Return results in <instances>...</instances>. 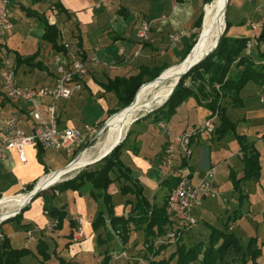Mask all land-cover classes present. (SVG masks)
Instances as JSON below:
<instances>
[{"label":"crops","instance_id":"obj_1","mask_svg":"<svg viewBox=\"0 0 264 264\" xmlns=\"http://www.w3.org/2000/svg\"><path fill=\"white\" fill-rule=\"evenodd\" d=\"M199 10V0H184L181 3L173 0H10L9 22L12 27L9 30L0 27V56L6 51L8 57L13 60L16 56L22 60L18 65L15 63V75L18 82L24 86L52 85L57 63L71 60L73 57L93 58L94 61L87 65V73L81 80L82 89L58 103L57 123L60 128H82L84 125L94 127L105 121L111 111L119 107L114 93L106 89L110 80L135 75L140 66H157L163 68L162 73L172 64H179L183 60L181 57L191 34L195 31L193 25L200 15ZM41 18H47L55 23L59 31L58 45L68 44L64 51L56 50L51 42L43 39ZM143 22L149 23V30L147 39L140 41L138 31ZM189 30H192V33L188 34ZM179 33L185 34L178 40L171 38L172 35ZM161 57L163 60L159 62ZM190 100L195 102L192 98L187 99L177 108L176 113L181 112L183 105ZM48 101L47 97L41 98L40 108H43ZM91 104L94 105L92 109ZM31 106L29 101L7 99L0 85V119L14 115L18 119V128L24 133H29L32 129L29 117ZM144 121L154 122L151 118L140 122ZM164 122L169 125L170 120ZM180 126L178 133L186 131L189 127L186 120L180 121ZM167 142V135L156 141L153 139L151 147L155 150L152 157L141 154L137 148H135L136 155L132 154L131 159H126L124 154L121 155V161L138 180L144 196L151 204L155 203L150 187H160L164 180L156 166ZM125 145L128 147V144ZM199 145H203L200 136L192 144L193 153L194 146ZM70 149H62L65 150V154L59 155L56 150H49L53 152L49 154L48 150L42 149L39 145L27 146L25 147L27 162L22 163L17 151L3 147L0 138V197L22 193L26 191L27 186L39 181L46 173L63 168L71 160ZM197 152L198 158L191 166V170L203 175L209 166L216 167V164L206 157L203 149ZM237 166L232 165V168L229 166V176L232 170L238 171L240 176L243 165L237 164ZM195 180L197 181V177L193 178L194 182ZM118 183L121 185L122 180L109 185L110 195L117 192ZM63 192L67 194L69 200L61 206H53L65 212L67 208L70 211V214L67 212L68 216L63 220L62 227L55 230V234H51L49 238L40 235L37 229L51 219L49 215H42V211L37 212L39 218L33 226L39 234L37 239L46 241L50 250H55L58 254L60 253L57 251L58 242H63L64 239L68 241L66 236L71 231L69 220H74L76 223L75 217L80 216L84 223L81 228L82 239L68 246V251L73 254L70 264H79L75 258L83 259L86 253L95 251L96 233L92 229L91 222L98 207L92 209L93 200L87 186L83 187L80 193L72 190ZM60 193L62 192L55 191L51 195L59 197ZM124 197L125 202H133L132 195L126 194ZM209 199L195 209L196 219L206 208ZM125 205L127 209L121 213L117 211L116 215L126 216L131 205L126 203ZM2 231L7 237L13 233L9 224L2 226ZM140 232L131 228L124 246H131L132 237ZM194 234L193 228L191 237Z\"/></svg>","mask_w":264,"mask_h":264},{"label":"rangeland","instance_id":"obj_2","mask_svg":"<svg viewBox=\"0 0 264 264\" xmlns=\"http://www.w3.org/2000/svg\"><path fill=\"white\" fill-rule=\"evenodd\" d=\"M209 3H207L206 5H202L201 1L199 0V11H201L203 15L204 9ZM226 21L229 23V27L226 32V35L228 37L234 38L241 36H253V39L250 40L252 45L259 46L260 52L264 51V44L259 43L260 41L258 39L260 31L264 26V0H229L225 18L223 19V26L225 24V29ZM252 22L258 25V29H252ZM201 28L202 22L200 31ZM187 33H192V30L187 31ZM216 39L214 40L213 44L204 51V53L214 45ZM256 50L257 49L255 48V52ZM208 56H206L205 58H207ZM256 57L257 54H253L254 60H256ZM162 60L163 57L160 58L159 62H161ZM257 64L264 65V58H261L260 61L257 62ZM172 65H178V63H174ZM236 70L237 68L235 66H232L229 75H233ZM200 76L203 78V80L198 79ZM208 77L210 76L207 73L205 74L202 69L198 68L183 80V85L188 86L191 89H194L195 91L197 87L201 85L205 87V91H208L209 89H211L207 81ZM221 80V82H224V79ZM220 84L215 83L213 84V86L217 90L221 91L219 88ZM228 93L229 92H227V95H225L228 96ZM262 96L264 97L263 88L253 81H248L242 87L238 94V104H230L229 97L222 98L221 103H223L225 106V115L227 116L228 120L232 123V127L227 129V131H225V133H223L219 137H217L216 134L210 135L206 131L201 132L200 137L203 140V145H199L196 147L194 146L195 151L187 160V168L191 169V166L193 165L194 161L198 158L197 151L203 149V151H205L206 157L211 159L212 162L216 164L213 174L209 176V179L213 182L214 187L216 189V195L209 199L206 208H204L201 211V214H199L197 219L198 222L194 227L195 234L193 235V237H191L189 240H184V242L186 243V245H192L198 241L206 242L209 236L210 227L221 229L224 227V223H227L229 226L228 231L233 232L238 237L242 245L247 246L249 241L252 240L260 248L259 254L254 259L247 260L244 264H264V102L261 101ZM209 100L210 97H208V101ZM93 107L94 105L91 104L90 108L92 109ZM117 115L120 116L121 113L119 112L118 114L112 116L109 119H113ZM207 115H209V110L190 100L183 105L181 112H179L178 114L176 113L175 115L173 114L169 118L170 123L168 127L171 131L178 133L181 128L180 121L186 120L189 126L186 132H192L196 128L203 126L206 120L205 116ZM104 122L105 121H103V123ZM214 122L216 127L221 124V120L218 115L214 117ZM102 125L99 124L97 126H94L93 133L86 134L83 138L79 139L71 147L69 152V157H71V160H73L78 154L85 150L95 152L96 145L103 141L107 132V127L104 130H101ZM143 127L144 129H142ZM131 130L132 133L129 135L128 141L126 143L128 144V147L125 145L121 149V155L124 154L126 159H131L133 157L132 154L136 155L137 151L148 157H152L155 150L151 147L152 140L154 139L156 141L166 136V131L164 129L159 128V124L157 123V121L153 123L144 121L136 124H134L133 122L128 128V131ZM128 131L126 132L124 138L121 140L120 143H122V141L125 139ZM240 136L242 138L239 142ZM120 143H118L117 145H119ZM240 143H243L249 147H253L257 152L259 161V170L257 177L251 176L243 179L242 170L240 172V176H238V171L234 170H232L231 172L233 177L229 176V166L232 168V165H243V153L242 151H239ZM135 148H137L138 150L136 151ZM110 152L107 155H109ZM48 153L51 154L53 152L48 150ZM58 153L59 155H64L65 150L58 151ZM176 159V165L182 162L179 154H177ZM101 160L102 158L94 163L87 164L81 168L72 170L68 174L61 177L59 181L40 191L39 196L27 203L26 206L23 208L24 210L22 209L13 217L7 218L6 220L0 222V241L3 236H6L2 231V226L9 224L13 231V233L8 237L9 242L16 248H23L27 244L28 247L26 248L30 249V251L32 252V254L23 257L21 259L20 264H39V261L41 260V256L37 253V248L35 245V242L38 241L37 238L39 234L33 226L39 218V214L37 212L42 211V215L48 216L47 210L44 209L49 210L53 206H61L69 200V197L65 192L60 193L59 197H53L51 194H54L55 191H57L55 189L58 188L61 183L71 179L80 171L97 167V163ZM122 174L123 170L120 169H114L112 172V176ZM237 179H239L240 181L239 183H237V186H235L237 189H234V180ZM215 184L217 187L215 186ZM116 188L117 192L111 195V201L114 205L115 214L117 213V211L121 213L127 209L125 205V195L120 191L119 183L116 184ZM150 188V193L153 192L152 194L154 195V197H152L153 202L156 206H161L163 203L164 195L163 186L157 188ZM133 189L135 188L133 187ZM28 192H20L15 195H27ZM132 196L133 201H135L134 195ZM1 198L2 197H0V199ZM94 202L95 201L93 200L91 204L92 209H95V207L97 206L96 202L95 204ZM99 206L101 207L102 215L104 216V227H106V230H108L110 233V236L108 238H112L109 242H106L103 246H101L100 249H96L95 247L94 252L92 251L90 253H86L83 259L75 258V261H77L79 264H102L103 251L105 249L108 250V255L111 257L108 264H121V261L116 260L114 256L118 252L120 253L122 251L125 252V257L127 255H134L135 258L139 259L143 256L142 259H144L146 262V259L152 260L155 257L154 253L155 251H157L159 245L166 243V241L163 240L165 235H163L162 237H152L150 235L145 237V219L147 218H131L130 220L126 221V223L124 222L125 227H123L122 229H127L129 232L131 228H133L141 232L132 237L130 242L133 244L131 246H124L126 244H124L122 240V238L125 237L124 232H122V229H120L119 227H112L109 218L104 215L106 214L105 205ZM65 210L69 212L68 214H70L68 208ZM14 212L5 215V217L11 215ZM67 212L65 218L68 216ZM20 213L21 215L18 218V215ZM144 215L145 217H147V215H149V210H145ZM50 218L51 217H49V219ZM75 224L76 227L74 229V236L72 238L71 244L75 242L78 243L82 239L81 228L84 224L83 220L81 225L77 224V222ZM55 226L56 221L51 218L37 230L40 232V235L49 238L51 237V234H55V230H57L54 229ZM25 230H29L30 232H26ZM101 233L103 236L105 235L104 231H102ZM78 234L80 235L78 236ZM167 234L168 232L166 233V235ZM66 242L67 241H65V239L63 240V242L59 241V250L57 251H59L61 255H63V257L71 259L73 258V254L68 251V248L66 249ZM175 248L176 246L174 244L168 245L160 253V255L157 256V258H167L172 252L175 251ZM133 260L134 258L132 260L128 259V261L131 262H133ZM125 262H127V260H122L123 264H128ZM48 264H59L55 255H52V257L48 261Z\"/></svg>","mask_w":264,"mask_h":264},{"label":"trees","instance_id":"obj_3","mask_svg":"<svg viewBox=\"0 0 264 264\" xmlns=\"http://www.w3.org/2000/svg\"><path fill=\"white\" fill-rule=\"evenodd\" d=\"M173 1L181 3L184 0ZM201 2L202 5H206L207 3L211 2V0H201ZM202 19L203 13L201 12L193 25L195 31L191 34L190 41L186 46L181 60L185 58V56L195 44L200 31ZM41 24L44 30L43 39L51 42L56 50L64 51L66 49L64 44L58 45L57 40L59 37V31L56 28L55 23L50 22L47 18H41ZM228 27L229 23L226 21V29L222 34L216 49L207 58L191 68L181 78L168 100L153 112L147 113L142 118L134 121V124L148 118H151V120L154 122L167 121L173 114L176 113L177 108L183 102L189 98H192L197 104L202 105L204 108L209 110V115H207L206 119L213 116L215 117L216 115L220 117L221 124L218 127L215 126L214 131L210 135L216 134V136L219 137L225 133L227 129L232 127V123L225 115V106L223 103H221L222 98L229 97L230 104H238V94L248 81L257 83L263 88L264 92V65L257 64L261 58H264V51L260 52V47L254 46V50L250 53H247L245 50L246 42L253 39V36L230 38L226 35ZM258 39L260 41L259 43L264 44V26L260 31ZM255 48L257 49L256 52ZM253 54H257L258 59L254 60ZM3 56H8L6 51ZM14 61L16 65L22 62L18 56L14 58ZM232 66H235L237 70L233 75H229ZM198 68L202 69L205 74L207 73L210 76L208 77L207 81L211 89L208 91H205V87L201 85L197 87L196 91L188 86L183 85V80ZM162 70L163 68L157 66H140L138 72L135 75H131L127 78H115L110 80L106 85V89L114 93L119 107L118 109L111 111L109 116L128 106L132 101L136 91L142 86L143 87L141 89H143L147 82H150L158 77ZM198 79L203 80L201 76ZM221 79H224V82H221ZM215 83H221L219 87L221 91L217 90L213 86ZM227 92H229L228 96H226ZM208 97H210L209 101ZM102 123L100 125H102ZM199 128L200 127L196 128L195 130H198ZM130 134L131 131H128L122 143L117 145L109 155L102 158V160L97 163V167L80 171L74 177L61 183V185L55 189L59 192L72 190L78 191L80 193L83 187H88V193L90 197L99 207L91 222L92 229L96 233L94 240L96 249H99L112 238H108L110 233L108 230H106V227H104V216L102 215V210L99 206L105 205L106 214L104 215L109 218L112 227H119L122 229L125 227L126 221L130 220L131 218H147L145 219V237L149 235L152 237H162L165 235L163 240L166 241V243L158 246L157 251L154 253L155 257L152 260L146 259L145 262V260L142 259L143 256L138 259L135 258L134 255H127L124 259H122L118 257V252L114 258L120 260L121 264H123L122 260H127L125 263L128 264H244L247 260L254 259L259 254L260 248L252 240L249 241L247 246L242 245L238 237L233 232L228 231L229 226L227 223H224V227L221 229L210 227L209 236L206 242L198 241L192 245H186L184 240H189L191 238V231L182 233L174 242L168 241L166 239V233L176 229V225L167 210L166 196L168 192L176 185L177 178L170 177L164 179L161 182V186L164 188L162 205L158 207L155 204H151L144 196L142 186L139 184L138 180L132 176L130 169L121 161V149L127 143ZM199 136V134L195 135L192 138V143ZM241 138L242 137L240 136L239 142ZM239 151H242L243 153V179L251 176L257 177L259 161L258 154L255 149L240 143ZM114 169L123 170V174L112 176ZM230 176L233 177L232 173ZM122 179L123 181L120 185V191L124 195H134L135 198V201L131 203L130 201H126V204L131 205L126 216H118L114 213V205L111 201V195L108 193L109 185ZM239 181V179L234 180V187L237 186ZM35 184L36 183H33L27 186L26 191L24 192L32 190ZM133 187L135 189H133ZM39 194L40 193H38L32 200L39 196ZM145 210H149V215H147V217L144 215ZM21 213L18 215V218L20 217ZM47 213L49 217L56 221V226L54 229H60L62 227L63 220L65 219L66 212L63 209L51 207V209L47 210ZM69 226L71 227V231L66 236L68 239V241L65 243L66 249L72 242L76 224L70 219ZM102 231H104V236L101 233ZM122 232H124L125 235V237L122 238L123 243L125 244L128 241V230L122 229ZM171 244L176 246L175 251L172 252L167 258H157V256L160 255V253ZM36 248L37 253L41 256L39 264H48V261L52 255H55L59 264H70V259L68 260L67 258L57 254L55 250L50 251L48 243L44 240H38L36 243ZM105 250L103 251L102 264H108L111 259V257L108 255V250ZM30 254H32L30 249L26 247L16 248L9 242L7 236L2 237L0 241V264H20L21 259ZM133 258V262L128 261V259L132 260Z\"/></svg>","mask_w":264,"mask_h":264},{"label":"built area","instance_id":"obj_4","mask_svg":"<svg viewBox=\"0 0 264 264\" xmlns=\"http://www.w3.org/2000/svg\"><path fill=\"white\" fill-rule=\"evenodd\" d=\"M10 0H0V27L9 30L12 25L9 22ZM252 29H258V25L251 23ZM149 23L143 22L138 31L140 41L147 39ZM185 33L172 35L173 40H178ZM67 48L68 44H64ZM245 50L250 53L254 50L251 41L246 42ZM94 61L93 58L79 59L73 57L55 66V78L52 85L24 86L21 85L15 75V61L8 56H0V85L4 96L12 101H29L32 106L29 117L32 129L24 133L18 128V119L14 115L0 119V138L3 147L15 149L22 163L27 162L25 147L39 145L45 150H62L71 148L86 134L93 133L94 127L84 125L82 128L63 127L57 123L58 103L72 97L82 89V78L87 73V65ZM43 97L49 101L43 108L39 106V100ZM264 102V97H261ZM159 127L166 131L168 142L157 162V171L163 179L176 177V185L166 196V207L175 228L166 235L168 241L174 242L184 232H190L197 224L194 211L201 206L206 199L216 195V189L209 176L213 174L215 166H209L203 175L187 168V160L193 153L192 138L203 131L211 134L214 131V116L205 120L202 127L192 132L174 133L164 121L158 122ZM177 154L181 157V163L176 165ZM197 177L194 182L193 178ZM77 224L82 223V218L76 216ZM53 225V223H52ZM125 252L118 254L119 258H125Z\"/></svg>","mask_w":264,"mask_h":264},{"label":"bare ground","instance_id":"obj_5","mask_svg":"<svg viewBox=\"0 0 264 264\" xmlns=\"http://www.w3.org/2000/svg\"><path fill=\"white\" fill-rule=\"evenodd\" d=\"M226 0H212L204 9L202 35L194 51L190 54L188 60L183 64L173 65L162 73L160 81L147 83L143 89H139L133 104L126 110L121 111V115L115 116L113 119L107 120V132L102 142L96 145L95 152L85 150L82 152L79 160L70 164L68 168H60L42 177L35 184V189H45L48 186L59 181L61 177L68 174L72 170L81 168L91 162L95 157L107 152L110 147L118 140L123 139L128 131L132 120L141 112L161 103L167 95L176 80L179 73L185 69L189 61H196L205 53L204 51L210 47L219 33L223 29V19L225 18ZM216 42V41H215ZM215 44V43H214ZM204 53V54H203ZM203 54V55H202ZM32 192L27 195H11L4 196L0 199V222L6 220L11 212H16L19 207L28 203ZM14 212V213H15ZM13 214V213H12ZM11 214V215H12Z\"/></svg>","mask_w":264,"mask_h":264},{"label":"water","instance_id":"obj_6","mask_svg":"<svg viewBox=\"0 0 264 264\" xmlns=\"http://www.w3.org/2000/svg\"><path fill=\"white\" fill-rule=\"evenodd\" d=\"M227 4H228V0H226L225 14H226V10H227ZM225 14H224V15H225ZM203 18H204V17H203ZM202 29H203V20H202V28H201V31H200V33H199V35H198L197 42L193 45V47L191 48V50L189 51V53L186 55V57H185V58H184L179 64H183L184 62H186V61L188 60L190 54H191V53L194 51V49L196 48V46H197V44H198V41H199V39H200V37H201V35H202ZM224 31H225V24H224V26H223L222 31H221L220 34L218 35L215 44H214V45H213V46H212V47H211V48H210V49H209V50H208L203 56H201V57H200L199 59H197L196 61H189V62L186 64L185 69H183V71L177 75L176 80H175V82H174V84H173V86H172V88H171V90H170V93L167 95V97H166L161 103H159L158 105L154 106L153 108H150V109L147 110V111H144L143 113H141L140 115H138L137 117H135V118L132 120L131 123H133V122L136 121L137 119L141 118L142 116H145L147 113L152 112L154 109H156V108L162 106V105L168 100V98L170 97L171 93L173 92L174 88L177 86V84L179 83V81L181 80V78H182V77H183V76H184V75H185V74H186L191 68H193L195 65H197L198 63H200V62H201L206 56H208L211 52L214 51V49L216 48V46H217V44H218V42H219V40H220V37H221V35L223 34ZM162 73H163V72H162ZM162 73H160L158 77H156L155 79H153L152 81L147 82V83H151V82H154V81H160V80L163 78V77H162ZM141 86H142V85H141ZM141 86H140V87H141ZM140 87H139V88H140ZM138 90H139V89H138ZM138 90H137V91H138ZM137 91H136V93H135V95H134L132 101L130 102V104H129L128 106H126V107L120 109L118 112L112 114L111 116H109V117L105 120V122H104L103 125L101 126V130H104V129L107 127V120H108L109 118H111L112 116L118 114L119 112H121V111H123V110L128 109V108L133 104V102H134V100H135V98H136ZM130 125H131V124H130ZM123 138H124V137H123ZM121 140H122V139H121ZM121 140H118L117 142H115V143L110 147V149H109L107 152L101 154L100 156L95 157L93 160H91V162H89V163H87V164L94 163V162L100 160L101 158L105 157V156H106V155H107V154H108L113 148H115V147L117 146L118 143L121 142ZM81 154H82V152H81L80 154H78L73 160H71V161H70L67 165H65L63 168H68V166H69L70 164H74V163H76V162L79 160ZM87 164H86V165H87ZM36 183H37V182H36ZM42 190H44V189H35V185H34V187L32 188V190L29 191V192H32V193H31V195H30V198H29L28 203H29V202H30V201H31V200H32V199H33V198H34V197H35L40 191H42ZM25 206H26V204H25V205H22L21 207H19V209H18L15 213H13L12 215H10L8 218L13 217V216L16 215L17 213H19V212H20Z\"/></svg>","mask_w":264,"mask_h":264}]
</instances>
